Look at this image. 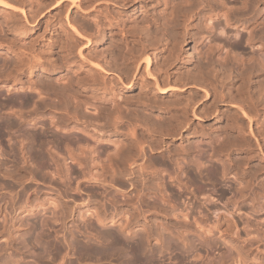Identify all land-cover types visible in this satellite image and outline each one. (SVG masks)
Instances as JSON below:
<instances>
[{
    "label": "bare ground",
    "instance_id": "obj_1",
    "mask_svg": "<svg viewBox=\"0 0 264 264\" xmlns=\"http://www.w3.org/2000/svg\"><path fill=\"white\" fill-rule=\"evenodd\" d=\"M12 1L20 5L12 2L9 6L13 9L21 10L23 15H25L24 8L26 3L22 0ZM149 1L152 2V0ZM228 2L229 0H163V2H161L163 7L160 11L154 7L153 11L144 14L139 19L141 24H149L150 29L154 28L155 30L162 28L167 31L176 26V32H178V37L181 40L189 39L194 42L192 47L196 50L195 54L198 60V63H196L198 72H196V75L194 74V78L192 75H188L192 73L187 74V77L191 76L192 78H190L192 80L190 78H184L183 81L181 77L184 76L181 75V77H179L180 75L178 76L177 73L176 79L174 81L172 80V82L170 74L158 67L157 53H154L156 47L154 45L151 46V48H147V50L151 49L153 52L150 50V53L145 54L142 59L139 60L136 57L130 56L131 49L128 46V39L125 38L123 34L120 37L121 42L118 41L113 44L112 38H114L115 30H108L105 32L102 30V27H100L98 32L101 39L96 41L95 44L102 43L105 38V42L111 43L112 49L107 53L103 50L100 53L101 58L94 62L84 58V60L88 62V65L92 67L90 69L92 73L89 75L86 82L79 79L71 80L66 74L59 76V73L57 74L58 78H56V80H58L54 83L49 82V79L43 81L41 78L42 82L40 81L41 83L39 84L38 82H35L37 79L34 82L29 79L26 83V87L34 91V94L31 97L25 96L23 101L22 99L19 100L22 101L23 105H21L20 108L17 107L18 109L13 108V110L11 109V106L9 110L6 106L8 109L7 112L14 113L13 115H15V119L10 116L12 121L10 117V120L8 119L7 121H9L10 127L13 123L16 127V125L20 126L25 121H30L31 123L27 122L26 124H29V126L34 129V132H30L29 130L30 133H28V130L26 129V131L24 128V132L27 133H21V131H19L20 134L18 137L20 145L17 146V150L11 148L12 143L9 145L11 146L10 149L15 150H11V152L15 153L17 151V157L12 159L11 156L7 165H10V161L12 165H10V167L12 168L8 169L6 166V170L3 169L4 172L1 171V173H4L5 176L11 177V185L13 179H16L20 183L24 181L26 183V180H33L35 178H40L43 181H46V183L48 180L50 188L57 189L53 190L56 191V194L53 193L56 195L57 199H55L56 201L50 200L54 195L52 196L49 193H45L46 191L42 193L44 190L40 192L39 189L38 192H33V196H31V194V197L25 196L26 198L23 197L24 195L22 196V193H27V191H24L25 189H22L23 192L21 194L16 191V196H14L15 194L12 192L11 195L14 194V197L7 194V192H0V214H3V219H7L8 216L11 217L16 212L21 214L24 212H35L38 207H42L43 209L48 205H52L53 211L56 210L57 212H52L55 213L53 221L59 220L60 227H68L66 226V220L68 218L70 220L75 217L79 218L78 216L89 220H92L90 218H94L96 222L106 225L122 224L119 218L113 216L114 214L110 216V213H112L111 211L110 213H106L107 211L97 208L96 205V207H94V205L91 206L90 204L93 202H90L89 197V199H83L84 196L80 203H74L73 206L69 205L71 203L69 201H74L75 199L73 200V198L75 197L70 199L65 192L68 191L67 187L71 186L69 181L73 177L75 179V184L73 183L75 185L74 190L76 191L74 192L77 195H81L84 192L81 190L82 188H80L83 184H86V187L96 186L97 188H102L101 191H103L104 196H108L105 200H110L112 203L111 205L116 206V210L118 209V206L121 205V203L118 205L117 202H115L116 199H114V197L118 195L116 194L118 191H122L121 193L119 192L121 194L120 198L123 196L122 201L125 203L126 201L128 202L137 198V201H134L135 199L132 200L134 203H126L129 210L131 209L129 214L132 215V217L127 216V219L132 221L131 224L128 225V222L125 220L127 222V228L130 227V229H132L134 225L138 226V224H146L145 218L147 216L144 214L141 215L144 210L139 206L141 209V213H139L140 211L138 212V207L134 205L135 202L137 204L138 200L140 202L142 201V203H146L150 208L159 211L158 213L162 212L163 215L170 214L176 216L177 211H183L182 209H176V199H180L181 194L176 190L178 189L176 188V181L181 186L180 178H178L179 175H176V171L183 166L187 168L189 167L186 159H189L188 155L190 154L191 149L189 148V138H187L184 133L187 134L190 132L192 134H197L198 129H193V127H191L192 125L188 122L190 120H187L188 116L183 114V112L186 113L185 110H187L186 108L188 106L181 107V104L180 109L184 111L180 113L181 116H176L180 111L173 114L175 111L171 113V110L175 109V107H172L173 109L169 107L173 105L177 106V100L170 101V103L167 102L166 104L165 100V103H163V99L168 93L175 95L176 93H181L186 90L188 91L187 88L194 84L193 86H198L204 91V100L206 101V99H210L211 103L208 104V106H205L204 103L203 105L201 104L203 107L200 108V110L193 109L191 112V110L188 109L192 113V117L202 119V117L213 115V118L216 117L218 120L221 118L223 119V112L220 111L221 109L217 105V102L224 104L228 103L229 109H234L231 111L228 109L230 111H228V114H231L233 111V114L229 116L225 113L228 118L224 119L225 123L223 122L224 124L222 126L220 125L218 128H215L216 134L215 136L213 135L214 137L209 133L213 137V141L212 139L210 141L213 144V153H216L217 155L222 153V156H224L221 167L212 166L208 171L205 170L206 168L204 169L206 172L204 171L205 173L203 177L209 182V184H211L213 190L210 194L208 192H203V194H201V191L199 192V195L194 198L195 200L198 199V207L196 208H198L199 214L202 212L203 216L212 215L215 223L207 228L205 226L206 223H203L204 225L202 224L204 219L199 217V214V218H195V223H197L199 227H206V229L203 228L205 229L203 232L204 235H206V233L210 234L211 228L213 229L214 227L217 230L219 229V231L221 230L220 235L224 234L230 236L231 240H227L230 245L236 248L238 252L237 254H239L241 256L240 259L243 260L241 261L243 264L247 259L260 260L258 259L259 256L253 253L254 248L252 246L255 245H253L254 242L257 244L259 240H264V0H232V4ZM233 2H239L240 4L234 6ZM42 4L43 7H39L33 15L30 16L34 22H36L38 17L42 15V12L45 9L48 10V8L60 9L64 5L71 4L76 9H84L90 5L87 0H42ZM67 20L68 23L71 24L70 19ZM212 20L213 23H211ZM200 25H204L208 32L200 31ZM213 31H217L216 33H218V31H224L226 35L224 38H210L209 36ZM164 33L165 32H163V34ZM84 39L86 40V43L91 41L90 37H85ZM246 45L248 47L256 45L258 48H253L254 50L246 53V51L244 52L243 50ZM109 52L111 54L115 53V55L106 61V59L104 60V57L110 54ZM10 53L16 55V52L12 49H10ZM152 58L155 61L154 64ZM12 61L17 70V64L20 63L18 65L25 66L29 71V74H31L36 67L42 69L45 68L44 71H47V69L51 68L53 70L60 66L58 59L39 61L34 59L17 60V58H13ZM62 63L63 62L61 61V64ZM215 64L218 67L215 69V74H207L209 70L204 73V69L206 70L207 67ZM45 65L46 67H44ZM4 73H1L0 76H3ZM10 74L11 72L9 74L6 73V76L4 75L3 78L8 77L12 78L11 81H15L16 76ZM163 74L164 76H162ZM219 75H221V78H218ZM208 79L210 80L208 81ZM138 84L139 90L136 94H123V90L126 92ZM208 84L213 86H210L213 92H210V88H207L209 86ZM21 85H19V87L24 88V86ZM19 87H17V89ZM217 87H220V90H218ZM224 87H228L229 90L223 92ZM13 89H16V87ZM126 94L128 93L126 92ZM175 96H177V94ZM187 98L184 102H187ZM189 99L193 100L194 98ZM6 100L8 101V99H5V101ZM191 100H189V102ZM11 102L12 101L10 100V102H7L6 104L10 106V104H12ZM181 102L182 101H180V103ZM14 105L13 107H15ZM26 105L29 107L23 109L22 106L25 107ZM190 105L191 107L194 106L193 103ZM198 106L194 107L198 108ZM3 108L4 106L2 109ZM157 108L158 110L160 108V111H158ZM165 108H168L167 110H170L171 112L166 111ZM188 108H190V106ZM7 109L5 108V110ZM164 109L165 111H163ZM156 110L157 112H155ZM196 110L198 112H196ZM169 112L170 114H168ZM37 120H42V122L39 121L41 124L38 126H36ZM6 125L8 129V123H6ZM26 126L29 127L28 125ZM15 127H13L14 131L21 128L19 127L15 129ZM37 127H40V130H38ZM3 129L4 128L2 127V130ZM48 129H53L51 130V134H49L50 131H48ZM17 130L16 132H18ZM12 131L13 130H11V132ZM58 132L62 135L57 136ZM0 133L2 134V132ZM205 133L203 132V134ZM15 136H17V133ZM28 136H31L32 139H30L31 137L28 138ZM49 136H51V139H45ZM18 137H15V140ZM177 138L181 139L185 144L180 143V145H174V141ZM28 141H30L31 146ZM26 143L30 146L29 150L26 148ZM191 150L193 151V147ZM235 151L242 152L239 155L232 156V153ZM1 152L2 151H0V154ZM3 155L4 154L1 156ZM191 160L189 162H191ZM2 163L3 162H0V167L5 164ZM188 170L191 175H198L199 173L194 170L195 174H192V170ZM1 176L4 177V179L6 178L2 174ZM188 176L189 178L194 177V180L196 179L195 176H190L189 174ZM74 179L72 180L74 181ZM29 180L27 182H29ZM17 181L14 182L18 183ZM3 183L1 182L0 185ZM8 183L10 182L8 181ZM8 183L3 185H7ZM53 183H59L65 188L63 189L64 191L62 192L61 189H59L58 184H56L58 185V188L56 186V188L53 187V185H55ZM3 185L2 188H6V186ZM11 185L9 186L10 188L13 186ZM17 185L14 184L15 187ZM121 186H127L128 188L125 189L123 187L122 189ZM203 186L204 184H201L200 188H203ZM15 187H12V190L10 189L8 191H13V188ZM23 187H26V185L24 184ZM28 188L29 187H27V189ZM29 189L28 191H30L32 187L30 190ZM33 189V191H35V188ZM69 189L71 190L70 187ZM72 191L73 189L71 192ZM128 191L129 195L127 194ZM93 194L97 193L93 192ZM98 194H100L99 191ZM225 194L229 196L226 197V201H222L224 196H226ZM62 195H66L64 197H66V199L69 198L70 200L63 199ZM104 196L102 195L103 198ZM20 197L22 200H20ZM186 197H188V195ZM120 198L118 197L117 199L119 200ZM181 199L184 200L183 198ZM181 199L177 202L180 203L181 201L182 203ZM170 200L172 201L170 202ZM94 202L96 203V200ZM140 202H138V204H140ZM172 202L173 204H171ZM184 202L185 201H183V203ZM188 204L191 203L188 202L187 205ZM187 205L185 206L187 207ZM90 206L93 207V209H91ZM102 207L104 206L102 205L100 208ZM81 209L84 210L85 216L80 213L82 212ZM106 209H108V207ZM147 209L149 208L147 207ZM117 212H121V210ZM122 214H124V211ZM122 214L120 213V215ZM130 217L131 219H129ZM124 218L126 219V217ZM206 218L209 223L211 220L209 221V217ZM76 219L74 220L76 221ZM42 220H40L42 223L38 222V224H36L37 222H35L34 225H29L30 227L28 226V228L32 229L28 230L26 228L24 237L22 235L21 237L19 236L20 238H23L21 241L22 245L25 241L24 247L27 243L29 244V242H32L33 244L35 243L36 251L34 250V252L36 253L34 256H37V258L34 257V261L35 259L41 260L43 256L48 253L45 252L46 246L44 245V241L46 239L44 240V236L42 235L44 232L42 233L41 230V225L43 224L44 227L46 222L43 220L45 222L43 223ZM150 220L152 219H149V221ZM122 221H124V219ZM2 222H4V220ZM14 224L15 223L13 222L12 229H16ZM91 224L92 223L89 225L92 226L93 224ZM123 224L126 228V223L123 222ZM123 224L122 226L119 225L120 229L124 228ZM4 225L5 224H3V226ZM26 225L28 224L26 223ZM39 225L41 226V229L40 227L38 228ZM153 225H155L152 226L153 228L156 227L155 223ZM208 225H210V223ZM222 226H224V228ZM148 227L146 228L147 231L142 228L146 231H144L145 233L143 235L139 236L140 234L138 233V236H135L136 233L134 235L132 234L133 237L130 235L131 238H124L122 235H119L118 233L121 231L120 229L117 233L116 231L118 230L113 228L114 231L113 229L108 228L104 229V232L101 231L102 240L100 239V241L103 242L99 245L78 246L77 244L75 245V242L71 245L73 241L70 243L67 242L68 239L66 240L63 238L62 240H64V243L66 242L65 244L59 239L61 245H57L58 242L57 244L55 242L56 246L53 243L54 248H52L55 249V254L58 253L59 257L62 255V258L69 256L72 251L74 255H84V253H86V255L89 254L90 257H93L98 261L115 257L116 254L117 257L114 259L117 258L118 260V253L119 251H122V254L124 253L122 257L125 256V258H121L120 252V261L118 260L119 264H140L143 259L147 261L149 258L148 256V258L146 256V258H143V255H145L147 250L146 245L151 240L150 233L156 229L155 228L149 233ZM2 229L0 237L5 236L6 238H4L6 240L8 239L10 244L12 241L14 242L15 239L13 237L15 235L13 236L14 233H12V229H4L3 231ZM35 229H37L38 232L31 231ZM59 230H61V228H59ZM202 231L203 230H201V232ZM254 232L261 237H257ZM56 233L54 237L58 238L59 236L57 234L59 233ZM155 233L158 234V232ZM253 233L255 235H253ZM156 234L155 239L158 237ZM152 236H154V234H152ZM160 238L161 237L158 239ZM76 243L78 242L76 241ZM172 247H174V245ZM152 248L154 249V247ZM256 252H258V250ZM10 254L9 257L12 255ZM262 255L260 254L261 257ZM21 257L18 256L19 259H11L1 257L0 255V264H27V262L24 263V258L22 260L20 259ZM76 261H78V259ZM39 262L37 261L38 264Z\"/></svg>",
    "mask_w": 264,
    "mask_h": 264
},
{
    "label": "rangeland",
    "instance_id": "obj_2",
    "mask_svg": "<svg viewBox=\"0 0 264 264\" xmlns=\"http://www.w3.org/2000/svg\"><path fill=\"white\" fill-rule=\"evenodd\" d=\"M22 1L26 3L25 8H24L25 15H23V12H21V10L13 9V8H11V6H9V4H12V2L15 3L14 1H12V0H1L0 1V74L4 73V71H5L3 76L4 75L6 76V73L9 74L10 72H11L10 75L16 76L15 81L14 80L11 81L12 78H8V77L3 78L2 75L0 76L1 77L0 78V80H1L0 81V90H1L0 91V93H1L0 94V100H1V102H0L1 103L0 104V106H1L0 107L1 108L0 109V118H1L0 119V128H1L0 132H2V134H3L2 135L0 133V151L3 152V153L1 152V154H0V160H1L0 162H3L2 164L5 163L3 166L0 167V179H1L0 183L4 182L3 184H6V183H8V181L10 182L7 184L8 186L2 184L3 186H6V188L8 187L7 189L5 187L2 188V185H0L1 186L0 192L1 193L7 192V194H10V195L13 192L15 195L12 194L11 196H13V195L16 196L17 192H19L21 194L23 192V190L25 189L24 191H27V193L25 192V194H27V195L22 193V196L24 195L23 197L26 198L27 196H30L31 194H32L31 196H33V194H34L33 192H38V189H39L40 192H42L44 190L42 193H44L46 191L45 193H49L52 196L54 195V197H52L53 199L51 198L50 200L56 201L55 200V199H57V197L55 195L56 191H53V190H57V189L50 188V185L48 184L49 183L48 180L46 183V181H43L40 178H37V179L35 178L36 180H38V179H40V180L36 181L35 179H33V180L28 179L30 183L27 182L28 180H26V183H25V181L20 183L16 179L14 180L12 178L13 179V181H12L13 186H12L11 180H10L11 177L5 176L4 173H1V171L4 172V170H6L5 169L6 166L8 167V169L12 168V167H10V165H11L10 161H9L10 165H7L8 160H10L9 158L11 156H12L11 157L12 159L14 157L15 158L17 157V155H16L17 151L15 153L11 152V150L13 151L14 149H10L11 146H9V145H10V143H12L11 148H15V150H17L16 149L17 146L20 145V141H19V137H18L20 134L19 131H21V133H23L27 129L28 131L27 130L26 131L28 133H30L32 131L34 132V129H32L31 126H29V124H26L28 121H25L20 126L16 125V127H15L14 123L10 127L9 121H7L10 116L13 119H15V115H13L14 113H8L7 112L8 109L10 110L11 106H12L11 109H13V108L18 109L17 107L20 108V106L23 105V103H22V101L24 100L23 98H25V96L31 97L34 94V91H32L26 87V85H27L26 83H27V81H29V79H31V81H33V82L37 79L35 82H38L39 84L42 82L41 78L43 81H45V79H49V82L54 83L55 81L58 80V79L56 80V78H58V75L60 76L62 74H66L68 76V78H70L71 80L79 79V80H82L83 82H86L87 79L89 78V75L92 73L90 71V69L92 67H90L88 65V62L85 61L84 58H87L91 62H94V61H97L98 59L101 58L100 53L103 50H105L107 53L108 51H110L112 49L111 43L105 42V38L103 39L102 43L95 44L96 41L101 39V36L98 33L100 27H102V30H104L105 32H107L108 30H115L114 38H112L113 44L115 42L120 41L121 40L120 37L123 34V36H125V38L128 39V43H129L128 46L131 49L130 56L136 57L139 60H141L145 54L150 53L152 50L151 49H150L151 51L147 50V48H151V46L154 45L156 47V50L154 51V53H157L158 67L161 68L163 71H167L170 74L171 81L172 80L174 81L176 79L177 75L178 76L180 75L179 77H181V75L184 76V77H181L184 81V78L187 79V78L191 77V76L187 77L188 73H192V74H188V75H192V77L194 78V74L196 75L197 74L196 72H198V70H197L198 67L196 64V63H198L197 62L198 60H197V57L195 54L196 50L192 47L194 42L189 40V39L188 40H181L178 37V32H176V26H174L171 29L166 31L165 29H162V28H160L158 30H155L154 28L150 29L149 24H141L140 23V21H139L140 17L146 13L153 11L154 7H156L160 11L163 7V5L161 3V2H163V0H152V2H150L149 0H87L90 3V5H88L84 9H76L71 4L64 5L60 9H58V8H48V10L45 9L42 12V15L38 17L36 22H34V20L31 19L30 16L33 15V13L39 7H41V6L43 7L42 0H22ZM156 1H158V2H156ZM231 1L229 0L230 4H232ZM15 4L20 5L18 3H15ZM239 4H240L239 2H235V3L233 2L234 6L239 5ZM67 19H70L71 24L68 23ZM211 23H213V20L211 21ZM200 31L208 32V30L205 28L204 25H200ZM163 32H165V33L163 34ZM216 32L217 31H213V33H211V35L209 37L210 38L211 37H213V38H224L226 35L224 31L223 32L218 31V33H216ZM166 35H167V37H166ZM85 37H90L91 41L86 43V40L84 39ZM7 47H9V48H7ZM253 48L257 49L258 46L254 45L253 47H250V46L248 47L246 45L243 50H244V52L246 51V53H249L251 50H254ZM10 49H12L14 52H16V55L10 53ZM114 55H115V53H113V54L110 53L104 57V60L106 59V61H108V59H110V57H112ZM115 57H117V56H115ZM13 58H17V60H19V59H24V60L34 59V60H39V61L55 60V59L57 60L58 59L60 66H58V68H55L53 70L51 68L47 69V71H44L45 68L42 69L40 67H38V68L36 67L33 69V72L31 74H29V71L26 69L25 66L18 65L20 63L17 64V67H18V70H17L15 68L16 67L15 64L12 61ZM61 61L63 62L62 64H61ZM154 62L155 61L153 59V64H154ZM153 64H152V66H153ZM44 67H46V65ZM217 68L218 67L215 64V65H212L210 67H207V69L206 70L204 69L203 71H204V73H206L209 70L207 72V74H209V73L215 74L216 73L215 69H217ZM189 71H191V72H189ZM47 75H49V76H47ZM46 76L50 77V78H47ZM162 76H164V74ZM218 78H221V75H219ZM209 80L210 79H208V81ZM73 82H75V81H73ZM185 82H187V81H185ZM189 84H191V83H189ZM8 85H9V89H8ZM19 85L24 86V88L19 87ZM193 85L191 87L187 88L188 91L186 90V91L181 92V93H176L177 96H175L176 94L173 95L172 93H168L167 95L164 96V99H163V103L166 102V104H167V102L170 103V101L172 102L173 100H177V102H176L177 106L173 105V106L169 107V108L175 107L176 110L172 108L173 110H171L172 111L171 112L170 110H167L168 108H165L166 111H170L171 113H173L175 111L173 114H176L178 111H180L176 114V116L177 115L181 116L180 113L182 111H184V110L180 109L181 104H182L181 107H183V106L189 107L190 106V108H188V107L186 108L187 109V110H185L186 113L183 112V114H186L188 116V117L187 116L186 117L188 118L187 120H190L188 122L190 125H192L191 127H193V129H198L197 134H192L190 132L187 134L184 133L185 136L187 138H189V143H190L189 148L192 149V147H193V151L190 149V154L188 155V158L190 160L193 157L194 158L191 160V162H189L190 161L189 159H186L189 167L187 168V167L183 166L181 169L176 168L177 169L176 172L178 173V174L176 173V175L177 176L179 175L178 178H180L179 180L181 182V186H180V184H178V182L176 181V188H178L176 190H178V193L179 192L181 193V194L179 193L180 199L181 198L184 199V200L181 199L182 203L180 201V203L182 205L179 202H177L180 199L179 198H178V200L176 199V204H177L176 209L177 210L182 209L183 211L180 210L181 211L180 212V211L176 210L177 211L176 216H172L170 214L169 215H166V214L163 215L162 212L158 213L159 211L154 210L153 208H150L149 206H147L146 203H142V201L140 202L138 200V202H140V204H138V202H137V204H138L137 205L135 202L134 205L138 207V209H139L138 212L140 211L139 213H141V209L145 211V213H144V211H142L143 213H141V215H143V214L146 215L147 217L145 219L147 221L145 220L146 224H138V226L134 225L132 227V229H130V227L127 228V222L129 225L132 223V221L128 220L127 216L132 217V215L129 214L130 213L129 211L131 209L129 210V207L127 204H128V202L134 203L132 200L135 199L134 201H137V198H134L128 202L126 201V203H127L126 204L125 202L122 201L123 196H122V198H120L121 197L120 193L122 191H118L116 193L118 195H116L115 196L116 198L114 197V199L117 200V201L115 200V202H117L118 205L121 203L122 206L119 205L118 209L116 210L115 209L116 206L111 205L112 203L110 202V200H108V199H107L108 201L105 200V198H108V196H106V197L104 196L103 191H101L102 188L100 189L99 187L97 188L96 186H95L96 188L90 187V186L86 187L85 186L86 184H83L80 186V188H82L81 190L84 191V192L82 191L84 194L82 193L81 195H79V194L77 195L75 193L76 191L74 190L75 179H74V177H73L74 175H73L72 176L73 178H71L69 181V184L71 186H69V184H68V186L71 188V190L73 189V191L71 192L69 187H67L68 191L65 192V194L70 199L75 197V198H73V200L75 199L76 201L74 200L75 201L74 202V201L70 200L69 198H67L68 200H70L69 202L72 203V204L70 203L69 205L73 206L74 203H80L81 200H83L85 198L86 199L90 198L89 199L90 202L91 203L93 202L92 204H90L91 206L94 205V207L97 206V208H99V209H104L105 211H107L106 213H110V211H111L112 213H110V216L114 214L113 216L119 218L120 221L122 222V224H123V222L126 223V228L123 224L124 228L120 229L119 225L122 226V224L120 222H119L120 223L119 225L118 224L117 225H106V224H101L99 222H96L94 218H90L92 220H89L86 218L83 219L84 217H80V216H78L79 218H77V217L74 218V219L77 218L76 221L74 219L70 220L68 218L66 220V226H68V227H60L61 225H60L59 220L53 221L54 220L53 216L55 217V213H52V212H54V211L56 212V210L53 211L52 205H48L46 208H43V209H42V207H38L35 212H24L22 214L16 212L11 217L8 216L7 219H3L4 217H3V214L1 213L0 214V221H1L0 222V232H1V229L4 227H5L4 229H10L11 230L13 228L12 224L14 222L16 229H12L11 231H13L12 233H14L13 236L14 235L16 236V237L15 236L13 237L15 239V241L18 240L17 242L12 241L13 243L11 242V244H10L8 239L7 240L5 239L6 238L5 236H2L3 239H2V237H0L1 238L0 239V246H1L0 251L3 252V253L0 252L1 257L11 258V259H19L18 256L21 257L23 255L20 259L22 260L24 258L23 259V260H25L24 263L27 262V264H31V263L36 264L37 261L38 262L39 261H42V262L45 261L46 262V263L45 262L44 263L39 262V264L40 263L41 264H119L120 255H121V258H123V259L125 258V256L122 257L124 254V253L122 254V251H119V253L121 252L120 255L118 253V256H119L118 260L119 261L117 260V258L114 259L115 257H117V254L115 257L98 261L95 258L90 257L89 254L86 255V253H84V255H74L72 251H71L72 254L70 252L69 256L62 258V255H60V257H59L58 253L55 254L56 251H55V249H53L54 248L53 246L54 245L56 246L57 242H58L57 245H61V241L63 244H65L66 242L64 243V240H62L63 238H65L66 240L68 239L67 242H70V243L73 241L71 245H73V243L75 242V245L77 244L78 246H80V245L81 246H84V245L96 246V245H99L103 242V241L101 242L100 239L102 240L101 233L104 232V229H108V228L113 229L114 228L115 230H118V231H116L117 233L121 230L118 233L119 235H122L124 238H131L130 235L133 237V235L136 233L137 234L135 236H138V233L140 234L139 236L143 235L147 231L146 228L149 226L148 227L149 233L152 232L155 228L157 230L155 229L156 231L154 230L153 231L154 233L153 232L150 233L151 234V240L146 245L147 250H149V251L146 250L145 255H143L144 256L143 258H146L147 256L149 258L147 257L148 258V260L146 259L147 261H145V259H143L141 261L142 264L143 263L144 264H146V263L147 264H223V263L224 264H243V262H241L243 260H241L240 259L241 256L239 254H237L238 252H237L236 248L233 247L232 245H230V243L228 241V240H231L230 236L224 235V234H223L224 236L220 235L221 230L219 231V229L217 230L214 227H213V229L211 228L210 234L209 233L208 234L206 233V235L203 234L206 227L208 228V226L209 227L212 226L215 223V220L213 219L212 215L211 216L210 215L203 216L202 212L200 213L201 214V216H200V214L198 212L199 210H198V208H196V207H198V204H197L198 199L197 200L194 199L197 197V195H199V192H201V191H202L201 194H203V192H205V193L208 192L210 194L213 190V187L211 186V184H209V182H207L204 179L203 175L212 166L221 167L222 159L224 158V156H222V153L220 155L213 153V149H212L213 144L210 141L216 134L215 128H218L220 125L222 126L225 123L224 119L228 118L229 115L233 114V111L231 112V114H228V111L229 110L231 111L234 109H229L228 103L224 104V103L217 102V105L221 109L220 111L223 112V115H224L223 119L221 118L218 120V118H216V117L213 118L214 117L213 115H208V116L202 117V119L192 117L193 115L191 112L193 109L200 110V108L203 107L202 106L203 103L205 104V106H208V104L211 103L210 99H208V100L206 99V101L204 100V91L200 87L193 86ZM208 85L209 86L207 88H210V86L213 87L210 84H208ZM214 85H215V83H214ZM138 86H139V84L136 85L134 88L126 91L128 94H126L125 90H123L124 91L123 94L124 95L136 94L139 90ZM15 87H16V89H13ZM17 87H19L21 89H19V88L17 89ZM228 87H224L223 92L226 90L228 91L229 90ZM217 88H218V90H220L219 89L220 87H217ZM211 89L212 88L209 89L210 92L212 91ZM189 94H190V96H189ZM18 98H20V99H18ZM186 98H187V102H184V101H186ZM189 98H192V99L194 98L196 100L193 99L194 100L193 101ZM5 99H8V101L7 100L5 101ZM13 99L15 102L13 101ZM21 99H22V101H19ZM178 99L182 102L180 103V101ZM10 100L12 101L11 103L13 105L16 104V105H14L16 108L13 107V105L10 103H8V104H10V106L6 104L7 102H10ZM164 100H165V102H164ZM189 100H191V101L189 102ZM178 101L180 104L178 103ZM208 101H209V103H208ZM183 102L186 104L189 102L188 103L189 105L188 104L186 105ZM4 103H5V105H4ZM191 103H193V105L195 107H197L198 105H200V106H198V108H195L194 106L191 107V105H190ZM3 106H4V108L2 109ZM6 106L8 107V109ZM26 106L25 107L22 106L23 109L24 108L27 109L29 107V106H27V107ZM5 108L7 110H5ZM165 109L163 111H165ZM188 109L191 110V112ZM157 110H158V108H157ZM157 110L155 112H157ZM3 111H4V113H3ZM158 111H160V108ZM187 111H189V112H187ZM170 112L168 114H170ZM196 112H198V111L196 110ZM225 113H226V115L228 114L227 117H226ZM6 114L8 115V117ZM183 116H185V115H183ZM6 117H7V119H6ZM11 117H10V119L12 121ZM39 121L42 122V120H37L36 126L41 124V123H39ZM6 123H8V125H9L8 129H7ZM28 123H31V122L29 121ZM24 124L28 125L29 127H27ZM24 126L27 128H25ZM2 127L4 128L3 130H2ZM13 127H15V129L21 127L18 130L16 129L19 133L16 132V130L14 131ZM254 127H255V125H254ZM10 128H12V129H10ZM22 129H23V131H22ZM37 129L40 130V127L39 128L37 127ZM199 129H200V131H199ZM11 130H13V131L11 132ZM29 130H30V132H29ZM51 130H53V129H48V131H50L49 134H51ZM192 130H190V131H192ZM202 131L204 133L205 132L206 133L203 134ZM15 132L17 133V136H15L16 135ZM27 132H24V133H27ZM201 132H202V134H201ZM209 133L212 136L213 135L214 136L212 137ZM61 135H60V132L57 133V136H61ZM15 137H18V138H16L17 142L15 140ZM30 137L31 136H28V138H30ZM8 138H10V139H8ZM48 138L51 139V136H49L45 139H48ZM30 139H32V137ZM212 141H213V139H212ZM15 143H16V145H15ZM28 143H29V145L31 144L30 141H28ZM28 143H26V148L29 150V147L31 145L28 146ZM180 143L185 144L184 142L181 141V139H178V138L174 141V145H178V144L180 145ZM241 152L242 151H235L234 153H232V156L239 155ZM2 154H4V155L1 156ZM196 166H199V167H196ZM188 169L192 170V174H195L194 170L199 172V173H198V175H191L188 172L189 171ZM197 172H196V174H197ZM1 174L6 177L5 178L6 180L4 179V177L1 176ZM188 174L190 176H195L196 179L194 180L193 179L194 177L189 178ZM200 177L202 178V180ZM2 178H3V180H2ZM7 179H9V180H7ZM72 179H74V181ZM166 180H167V178H166ZM196 180H197V182H196ZM14 181L15 182L17 181L18 183H15ZM41 181L44 183H42ZM205 181H206L207 185H206ZM198 182H200V183H198ZM9 184L12 187H15L14 184L15 185L18 184L19 186L17 185L15 188H13V191H8L12 188V187L11 188L9 187L10 186ZM24 184L26 185V187H23ZM53 184H55V185H53V187L56 186L58 188V185H59V189H61L62 192L64 191L63 189H65V188L63 186H61L59 183H53ZM56 184H58V185H56ZM198 184H200V185L204 184L203 188H200V185H198ZM197 185H198V187H197ZM27 187H29L30 189L32 187V189H31L32 191L29 188L28 189L30 191H28ZM121 187H122V189H123V187L125 189L128 188L127 186L126 187L121 186ZM19 188H20V190H22V189L23 190L20 191ZM33 188H35V191H33L34 190ZM50 189H52V190H50ZM181 189H182V191H181ZM97 190L99 191L100 194H98ZM113 190H114V188H113ZM92 191L94 193H97V194H93ZM89 192H90V194H89ZM91 192H92V194H91ZM193 193H194V196H193ZM127 194L129 195V191ZM176 194H177V191H176ZM201 194H200V196H201ZM66 195H62V198L63 199L65 198V200H67L66 197H64ZM102 195L104 196V198L102 197ZM187 195H188V197H186ZM225 195L226 196H224L222 201L223 200L226 201V197L229 196L227 194H225ZM184 196H185L186 200H185ZM21 197H20V200H22V198H23V197L22 198ZM118 197L120 198L119 200L117 199ZM191 197H193V198H191ZM41 198H42V196H41ZM187 198H189V199H187ZM93 199H94V201L96 200V203L93 201ZM120 200H121V202H120ZM41 201H43V200H41ZM98 201H100V202H98ZM171 201L172 200H170V202ZM183 201H185L186 203L185 202L183 203ZM107 202L109 203L110 206L108 205ZM188 202H190L191 204L187 205ZM98 203H99V205H98ZM101 204L104 207L100 208L102 206ZM143 204H146V205H143ZM171 204H173V202ZM184 204L187 205V207ZM91 206H90V208L93 209V207H91ZM139 206H141L140 207L141 209L139 208ZM182 206L184 209L182 208ZM107 207H108V209H106ZM119 207H120L121 212H117V211H120ZM147 207L149 209H147ZM190 207H191V209H190ZM83 209H85V208H83ZM83 209H81L82 212H80V213L82 215L84 214L83 216H85V212ZM152 209H153V212H152ZM146 210H148V211H146ZM187 210H188V212H187ZM123 211H124V214H122ZM120 213L122 215H120ZM186 213H188V214H186ZM198 214H199V217L204 219L202 224L206 223L205 224L206 227H199L197 225V223H195V220L199 218ZM154 216H156V217H154ZM120 217L121 218L123 217L122 220L124 219V221H122ZM124 217H126V219ZM131 217L129 219H131ZM206 217H209V221L211 220L209 222L210 225H208L209 223H208V220H206L207 219ZM153 218H155V219H153ZM2 219L4 220V222H2L3 221ZM42 219L45 220L46 223ZM149 219H152V220L149 221ZM40 220H42L43 223L46 224V226L44 224V227H43V224L41 225L42 229H41L40 225L38 226V228L40 227V229L42 230V233L43 232L45 233V234L43 233L42 235L44 236V240L46 239L44 241V243H45L44 245L46 246L45 252L46 253L48 252V253H47V255L45 254L43 256L42 259H44V260H42V259L36 260L35 259V261H36L35 262L34 257L37 258V256H34L36 253V252H34V250L36 251L35 243L33 244L31 242L32 243L31 244L29 242V244H28L26 242L28 246L25 245V247L27 246L25 248L24 247L25 241L23 242V245H22L21 241L23 240V238H20V237H21V235L24 237V233L26 231V228L28 230L32 229V228H28L29 225L32 226V224L34 225L35 222H37L36 224H38V222H41ZM55 220H56V218H55ZM153 220H155L156 222ZM11 221H12V223H11ZM90 221H92V222H90ZM152 221H153V223H152ZM211 222H212V224H211ZM26 223L28 225H26ZM88 223L89 224L92 223L93 225L91 224L92 226H90ZM154 223L156 224V227L153 228L152 226H155V225H153ZM3 224H5V225L3 226ZM18 225H21V226H18ZM141 227L144 228L146 231L143 230ZM222 227L224 228V226H222ZM59 228H61V230H59ZM203 228H205V229H203ZM223 228H220V229H223ZM4 229H2V231ZM56 229L61 231V232L57 231ZM129 229H130V231H129ZM178 229H179V231H178ZM201 230H203V231L201 232ZM31 231H35V232L37 231L38 232L37 229L31 230ZM56 232L59 234H57ZM155 232H158V234H156ZM200 232L202 233V235ZM55 233L59 236L58 238L54 237ZM254 233L256 234V232H254ZM254 233H253V235H255ZM152 234H154V236H152ZM155 234L158 235L157 239H155L156 238ZM256 235H257V237H261L259 234H256ZM97 237H100V238H97ZM159 237H161L160 238L161 240L158 239ZM16 238H17V240H16ZM59 241H60V243H59ZM76 241L78 243H76ZM169 241H170V243H169ZM5 242H7V243H5ZM55 242H56V244H55ZM258 242H257V244H256V242H254L253 245L254 244L255 245L252 247L254 248L253 253L257 254V256H259L258 259H260V260L247 259V261L244 264H264V260H263L264 259V240L261 239ZM53 243H54V245H53ZM150 245H151V247H150ZM173 245L175 248L172 247ZM152 247H154V249ZM195 248H196V250H195ZM47 249H48V251H47ZM175 249L176 250L178 249V250L176 251ZM255 250L256 251L258 250V252H256ZM21 251H22V254H21ZM235 251H236V253H235ZM196 253H197V256H196ZM9 254L11 255L10 257H9ZM19 254H21V255H19ZM260 254L261 255L263 254L262 257L260 256ZM175 256H176V258H175ZM188 257H189V259H188ZM224 257H226V258H224ZM77 259H78V261H76ZM26 260H28V261H26ZM195 260H197V261H195ZM237 260H239V261H237ZM143 261H145V262H143ZM194 261H195V263H194ZM20 262H22V261H20ZM29 262H31V263H29ZM76 262H78V263H76Z\"/></svg>",
    "mask_w": 264,
    "mask_h": 264
}]
</instances>
